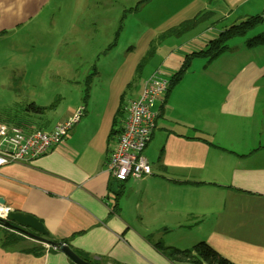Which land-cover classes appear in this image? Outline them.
<instances>
[{
  "label": "crops",
  "instance_id": "obj_1",
  "mask_svg": "<svg viewBox=\"0 0 264 264\" xmlns=\"http://www.w3.org/2000/svg\"><path fill=\"white\" fill-rule=\"evenodd\" d=\"M88 1L0 0V125L24 134L51 130L84 109L62 145L0 168L3 207L34 216L47 237L67 242L91 264H173L154 244L182 250L199 242L233 264H264V44L246 49L244 40L231 41L227 54L238 57L222 70L193 59L154 105L143 152L151 174L118 182L106 168L117 141L112 124L154 35L146 34L111 72L101 49L79 71L83 60L70 59L64 48L100 46L88 36L100 28L97 16L84 20ZM183 52L173 59L179 68L196 51ZM143 82L125 95V112ZM30 104L45 111L33 113ZM3 236L0 226V264H73L30 238L4 245ZM36 244L43 252H27Z\"/></svg>",
  "mask_w": 264,
  "mask_h": 264
},
{
  "label": "rangeland",
  "instance_id": "obj_2",
  "mask_svg": "<svg viewBox=\"0 0 264 264\" xmlns=\"http://www.w3.org/2000/svg\"><path fill=\"white\" fill-rule=\"evenodd\" d=\"M85 6L91 8L90 14L85 16V21L88 16L92 17V20L95 16L100 19V28L96 31L91 28L88 34L89 37L93 35L94 43H99L100 46L92 48L87 43L76 42V46L64 48L70 59L81 58L83 60L79 65L81 67L79 71H83V67L88 69L89 64L84 60L92 53L97 52L99 55L98 51L101 49V54H106V62H109L106 71L111 72L127 52L135 49L146 34L153 33L154 37L148 39L149 47L153 46V53L141 68L140 76L132 86L134 90H138L142 82L155 70L159 69L166 77L175 73L179 65L174 64L173 59L177 57L181 59L185 55L184 48H187L189 52L202 50L203 40L207 42L234 25L264 16V0H90ZM197 15L203 21L195 29L157 40L167 30H177L179 23ZM204 30L207 31L203 33ZM262 32H264V21L249 28L243 37L230 39L226 44L229 46L231 41L237 39L247 42ZM10 41L14 42L13 39ZM241 47L248 49L246 43H242ZM103 49L106 51L103 52ZM227 52L228 50H225L210 63L206 59L201 60L207 62L208 65L212 64L211 69L213 70H222L231 63L233 58L238 57L232 51H230L231 54ZM3 59L0 58V66ZM86 81L89 80L86 79ZM80 86H84L83 83ZM2 97L4 96H0ZM53 101L57 104L62 102L61 100L60 102ZM63 107L62 103L58 112Z\"/></svg>",
  "mask_w": 264,
  "mask_h": 264
},
{
  "label": "built area",
  "instance_id": "obj_3",
  "mask_svg": "<svg viewBox=\"0 0 264 264\" xmlns=\"http://www.w3.org/2000/svg\"><path fill=\"white\" fill-rule=\"evenodd\" d=\"M168 89L169 80L158 69L144 81L138 98L129 102L121 132L106 164L114 180L124 182L151 174L143 152L155 126L154 105L163 100ZM83 113L84 109L79 107L51 130L38 129L29 134L16 127L0 125V168L8 164L29 163L62 145ZM2 213L0 211V217H3Z\"/></svg>",
  "mask_w": 264,
  "mask_h": 264
},
{
  "label": "trees",
  "instance_id": "obj_4",
  "mask_svg": "<svg viewBox=\"0 0 264 264\" xmlns=\"http://www.w3.org/2000/svg\"><path fill=\"white\" fill-rule=\"evenodd\" d=\"M148 1V0H147ZM203 19L201 17L195 16L190 20L183 21L179 23L178 29H170L164 32L163 36H159L157 40L169 37V36H177L183 32H189L195 29L200 23H202ZM264 16L254 18L250 21L241 23L239 25H234L230 27L228 30H224L218 34V36L212 40H210L205 49L199 50L196 52H192L189 55H186L183 59V62L179 68V70L174 73L170 80H169V89L168 92L175 87L182 79L185 71L190 67V62L195 58H203L210 63L212 60L217 58L220 54L224 53L227 48L226 42L230 39L243 37L246 32L257 24L258 22H263ZM264 44V35H260L257 37H253L246 42L247 48H253ZM153 53V46L149 47L146 54L143 56L141 61L139 62L132 81L127 86V91L121 97L120 107L118 108L116 115L113 120L112 124V131L110 133V138L118 136L122 129V124L124 121V114H126L123 108V100L127 92L131 89L135 81L140 76L141 68L147 62L148 58ZM27 110L32 111L33 113L40 114L45 111V108L36 107L33 104L27 106ZM1 229L4 231V245L15 244L17 242H21L25 240L26 237L20 234H16L15 232H11L10 229L3 228ZM47 239L54 241V242H61L67 245L65 241H56L52 240L51 238L47 237ZM68 246V245H67ZM69 247V246H68ZM43 246L40 244L34 245V247L27 250V252H32L34 254H40L43 252ZM154 249L166 260L173 264H182V263H189V264H233L228 260L219 256L214 250H212L206 243L199 242L193 245L191 248L188 249H177L174 247L164 246L161 243L154 244ZM49 250H52L49 248ZM72 250V249H71ZM53 251V250H52ZM73 251V250H72ZM80 257L83 261L88 262L85 258Z\"/></svg>",
  "mask_w": 264,
  "mask_h": 264
},
{
  "label": "water",
  "instance_id": "obj_5",
  "mask_svg": "<svg viewBox=\"0 0 264 264\" xmlns=\"http://www.w3.org/2000/svg\"><path fill=\"white\" fill-rule=\"evenodd\" d=\"M4 202L0 199V211L3 217H0V226L15 231L27 238L42 243L46 247L59 251L66 256L73 264H91L83 261L67 245L61 242H54L47 239V232L40 221L34 216L13 212L3 207Z\"/></svg>",
  "mask_w": 264,
  "mask_h": 264
},
{
  "label": "bare ground",
  "instance_id": "obj_6",
  "mask_svg": "<svg viewBox=\"0 0 264 264\" xmlns=\"http://www.w3.org/2000/svg\"><path fill=\"white\" fill-rule=\"evenodd\" d=\"M3 214V213H2Z\"/></svg>",
  "mask_w": 264,
  "mask_h": 264
}]
</instances>
